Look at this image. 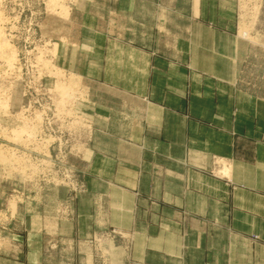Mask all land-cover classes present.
Instances as JSON below:
<instances>
[{"label": "crops", "instance_id": "crops-1", "mask_svg": "<svg viewBox=\"0 0 264 264\" xmlns=\"http://www.w3.org/2000/svg\"><path fill=\"white\" fill-rule=\"evenodd\" d=\"M105 1L109 24L96 29L141 36L103 37L102 52L116 69L94 76L136 102L100 109L117 111L116 119L94 118L101 128L93 136L87 190L75 201L74 218L60 221L56 231L67 244L45 246L41 239L2 264H264V118L254 117L264 99L237 89L235 59L228 70L203 56L191 71L158 72L148 52L154 43L144 37V30L157 27L158 7L146 0ZM199 4L196 16L202 17ZM192 9L188 2L179 13L188 20ZM143 15H150L148 22ZM196 25L201 34L212 30ZM124 61L134 65L124 70ZM205 61L212 63L207 71ZM106 77L117 78L116 87ZM127 77L132 80L123 85ZM172 77L196 78V90L187 82L188 90L174 94L156 82ZM108 226L122 239L103 238L107 257L98 259L89 238Z\"/></svg>", "mask_w": 264, "mask_h": 264}, {"label": "rangeland", "instance_id": "rangeland-1", "mask_svg": "<svg viewBox=\"0 0 264 264\" xmlns=\"http://www.w3.org/2000/svg\"><path fill=\"white\" fill-rule=\"evenodd\" d=\"M146 1L158 7L157 27L144 30V37L154 43L148 51L154 69L191 71L200 57L212 56L219 59L213 62L216 69L220 65L228 70L229 59H235L237 89L264 99V0ZM198 1L202 17L196 16ZM105 2L0 0V264L21 257L25 247L41 239L45 246L67 244L56 231L60 221L74 218L75 201L87 190L93 136L101 128L93 125L94 118L116 119L117 111L100 109L136 102L94 76L102 68L108 74L111 65L116 69L102 52L103 37L141 36L137 30L96 29L109 24V14L102 9ZM188 2L193 9L187 20L179 11ZM149 16L143 15L147 22ZM196 23L209 26L210 34H201ZM121 64L124 70L134 65ZM204 65L207 71L212 63ZM103 80L118 84L115 77ZM120 80L126 85L132 78ZM195 80L156 82L179 94L188 87L196 90ZM184 96L189 98L186 91ZM254 117L263 119L264 108L256 109ZM120 232L113 226L92 232L89 240L98 259L107 257L102 239L111 243Z\"/></svg>", "mask_w": 264, "mask_h": 264}]
</instances>
